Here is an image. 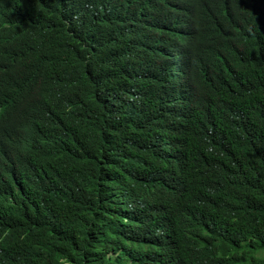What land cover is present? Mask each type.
Wrapping results in <instances>:
<instances>
[{"label": "trees", "instance_id": "16d2710c", "mask_svg": "<svg viewBox=\"0 0 264 264\" xmlns=\"http://www.w3.org/2000/svg\"><path fill=\"white\" fill-rule=\"evenodd\" d=\"M83 1L0 0V264H264V0L140 21L172 81Z\"/></svg>", "mask_w": 264, "mask_h": 264}, {"label": "clouds", "instance_id": "9594fccd", "mask_svg": "<svg viewBox=\"0 0 264 264\" xmlns=\"http://www.w3.org/2000/svg\"><path fill=\"white\" fill-rule=\"evenodd\" d=\"M192 0H122L121 7L133 19L130 31L113 35L118 44H128L139 40L128 54L124 68L141 75L155 76L163 81H172L171 77L189 68L192 52L178 46L174 41H159L155 29L139 26L140 21L156 16H168L172 19L178 13H184ZM104 6V5H103ZM103 6L96 8L92 0H84L81 15L93 14ZM118 6V7H119Z\"/></svg>", "mask_w": 264, "mask_h": 264}, {"label": "bare ground", "instance_id": "6f19581e", "mask_svg": "<svg viewBox=\"0 0 264 264\" xmlns=\"http://www.w3.org/2000/svg\"><path fill=\"white\" fill-rule=\"evenodd\" d=\"M43 33V32H42ZM58 38V36H57ZM39 42V41H38ZM58 43V42H57ZM39 44V43H38ZM45 46V45H44ZM92 48V47H91ZM46 49V48H45ZM46 63V62H45ZM97 69V68H96ZM95 72V71H94ZM95 74V73H94ZM109 78V77H108ZM110 80V79H109ZM112 80V79H111ZM94 83V82H93ZM102 85V84H101ZM101 127V126H100ZM115 129V128H114ZM124 166V165H123ZM133 167V166H132ZM125 168V167H124ZM126 170V169H125ZM128 170V169H127ZM127 172V171H126ZM156 172V171H155ZM83 196V195H82ZM86 197V196H85ZM94 199V198H93ZM73 200V199H72ZM93 201V200H92ZM89 203V202H88ZM92 204V203H91ZM118 245V244H117ZM123 245V244H122ZM131 245V244H130ZM129 248V246H128ZM134 248V247H133ZM132 251V250H131ZM134 252V251H133ZM134 255V254H133Z\"/></svg>", "mask_w": 264, "mask_h": 264}]
</instances>
